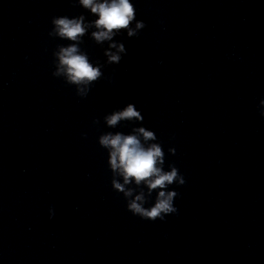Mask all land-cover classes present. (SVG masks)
<instances>
[{
	"label": "clouds",
	"instance_id": "9594fccd",
	"mask_svg": "<svg viewBox=\"0 0 264 264\" xmlns=\"http://www.w3.org/2000/svg\"><path fill=\"white\" fill-rule=\"evenodd\" d=\"M75 6L95 16L87 20L80 14L54 16L48 36L69 41L67 45H57L53 51L54 71L52 76L62 78L69 86H74L76 95L86 98L92 87L104 77L102 69L106 65H118L127 54L125 44L114 40L122 32L129 38L139 35L146 25L136 19V7L132 0H70ZM134 24V26H133ZM94 29V30H92ZM97 45L108 47L104 50L105 63H93L88 53L81 48L83 38L89 35ZM112 82L111 77H108ZM260 115L264 117V100L260 101ZM108 128H117L121 122L142 123L144 116L135 104L128 103L122 110H114L103 117ZM94 118L93 123L99 124ZM86 135V134H85ZM156 133L144 126L133 127L131 132H105L98 137L99 145L108 152V167L112 173L111 186L114 191L123 194L126 209L133 216L143 220L164 221L170 214L178 213L174 205L179 193L169 190L170 186L186 183L179 169L172 164L165 170V152L157 141ZM175 154L174 148H169ZM134 185V186H133ZM146 189V190H145ZM153 192L155 201L150 207L145 205L151 200ZM55 216L54 208L49 209V218Z\"/></svg>",
	"mask_w": 264,
	"mask_h": 264
}]
</instances>
